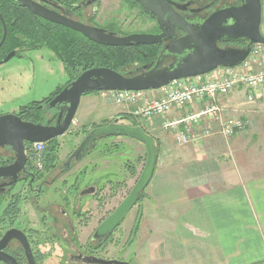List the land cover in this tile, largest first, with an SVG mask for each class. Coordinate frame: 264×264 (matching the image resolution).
I'll list each match as a JSON object with an SVG mask.
<instances>
[{"label": "crops", "instance_id": "0c3cea01", "mask_svg": "<svg viewBox=\"0 0 264 264\" xmlns=\"http://www.w3.org/2000/svg\"><path fill=\"white\" fill-rule=\"evenodd\" d=\"M96 95L80 100L75 119L83 129L119 114ZM244 95L239 88L219 99L224 118L247 123L229 140L212 125L210 136L179 147L172 133L154 130L158 158L138 208L144 229L134 264H264V114L249 108L264 109V95L251 104ZM183 115L172 110L167 118Z\"/></svg>", "mask_w": 264, "mask_h": 264}, {"label": "flooded vegetation", "instance_id": "af4514ba", "mask_svg": "<svg viewBox=\"0 0 264 264\" xmlns=\"http://www.w3.org/2000/svg\"><path fill=\"white\" fill-rule=\"evenodd\" d=\"M8 1L14 5H18L22 9H26L16 0ZM31 1L62 19L79 25L93 27L114 36L124 37L134 34L159 35L164 30L167 35L172 34L174 39H181L186 34L179 28H175L171 32V21L181 20L191 23L196 27L217 11L241 5V0ZM140 1L143 4H150L156 7L159 13L165 12L162 30L157 22V17L146 10ZM261 2L263 24L264 1L261 0ZM105 3L111 8L108 12L102 11ZM122 15L131 18V22L128 25L121 19ZM39 19L48 22L42 18ZM3 23L5 25L4 21ZM48 23L65 28L55 23ZM5 28L6 37L0 46V52H7L3 60L11 52H16L15 56H20V53L23 51L37 50L21 45L16 46L12 41L8 42L6 25ZM14 40L17 44L24 42V39L19 36H14ZM168 44H170V41L163 42L162 45L135 46L140 51L144 47L159 48V51L157 52L155 61L148 59V52H138L142 54V58L132 65V72L144 67L148 69L153 67L159 54ZM246 45L247 41L240 39L220 43L218 46L220 48H243ZM174 61V57H163L160 61V67L169 66ZM17 112L12 114L17 116ZM42 117H44V123L49 122L50 125H53L57 112L55 110L48 111L44 108L40 120ZM120 122L119 120L118 123L121 124ZM105 139H111V141L107 143L102 142L103 145H117L116 140H112L116 138ZM97 141L91 145L90 152L88 151L90 154L97 147ZM93 145L94 148L92 149ZM103 145L101 152H103ZM26 149L30 151L28 145H26ZM74 150L67 155L64 161H57L52 165L47 164L42 155L41 166H37L32 159V153L28 156L25 150L27 158L25 165L14 167L16 158L11 148L0 147V169H12L0 178V264H115L114 262L134 264L133 257L132 262H128L121 259L117 251L114 256L107 257V253L110 252L109 248L112 247L115 251L119 244V240L114 237L118 233L119 226L107 237H95L101 223L115 209L108 216L100 219L94 228L90 229L93 222L92 216L94 215V210L104 207L105 195L102 193L105 192L106 186L110 185L109 188L113 189L114 185L109 184V182H113L108 181V179L105 180L104 184H101L96 179H93L90 183L87 182L86 172L83 168L76 167L84 161L88 152L80 161L72 162L70 166L66 165L67 159ZM92 189L94 191H91ZM85 197H88L90 202L85 203L84 208H81L82 200ZM135 230H137V227ZM135 232L131 230L129 233L130 238L132 237V233L134 235ZM6 236H8V239L3 241Z\"/></svg>", "mask_w": 264, "mask_h": 264}, {"label": "water", "instance_id": "95a60500", "mask_svg": "<svg viewBox=\"0 0 264 264\" xmlns=\"http://www.w3.org/2000/svg\"><path fill=\"white\" fill-rule=\"evenodd\" d=\"M23 8L33 15L48 22L61 25L81 34L88 41L104 47H132L162 45L170 41L159 54L153 67L138 69L123 75L109 68L93 67L82 72L74 81L68 83L46 105V110H55L57 117L53 125L44 123V117L39 123L22 121L13 114L0 116V147H9L15 154V166H24L26 163V145L34 143H48L64 136L70 129L75 118L80 100L84 95L108 91H157L176 80L191 79L209 74L219 68H235L242 64L250 55L255 45L264 46L262 26L261 0H241L240 6H234L213 13L196 26L191 23L177 20L171 21L170 31L175 28L182 30L186 36L174 39L167 35L162 27L164 13H159L156 7L140 3L157 17L162 30L159 35L134 34L124 37L114 36L102 30L76 24L62 19L54 13L44 9L31 0H16ZM3 24V37L0 46L6 37V28ZM244 39L247 45L243 48H220V43H227ZM11 52L3 63L15 56ZM175 58L174 63L160 67L163 57ZM114 119L109 125L90 131L81 141L74 152L67 159L66 165L78 162L89 151L91 145L105 138H129L141 143L145 148L146 160L143 171L134 187L118 207L99 226L95 237H107L116 229L137 205L144 190L149 185L157 163L158 152L154 139L145 133L141 127H134L118 123ZM12 169H0V178ZM91 191H94L92 189ZM93 193V192H92ZM8 236L4 238L6 241ZM115 264H129L114 262Z\"/></svg>", "mask_w": 264, "mask_h": 264}, {"label": "rangeland", "instance_id": "374dc122", "mask_svg": "<svg viewBox=\"0 0 264 264\" xmlns=\"http://www.w3.org/2000/svg\"><path fill=\"white\" fill-rule=\"evenodd\" d=\"M110 10L111 8L105 3L102 11L108 12ZM121 19L126 25L131 22V18L125 17L124 15H122ZM261 32L264 36V22L261 27ZM255 49H257L261 56H264L263 45L257 46ZM261 62V68L263 69L264 61L262 60ZM257 69H260V66ZM132 71L133 67L131 66L127 67L123 72L128 74ZM68 80L69 75L65 71L64 66L55 54L47 48L21 52L20 56H15L8 62L0 65V116L15 113L22 107L50 97L57 89L66 86ZM96 96L106 110L111 109L117 113L119 112L118 116H132L140 124V127L152 136L156 134L154 132L155 129H158L159 132L171 133L163 130L162 118L144 121L133 115L134 108L132 106L108 104L102 99L99 93ZM256 107L258 106L251 105L249 108H255V112L264 114V109H261L262 107H259L260 109H256ZM225 118L232 117L226 116ZM234 118L241 119L240 117ZM120 123L131 126L128 121H121ZM89 129L90 126L86 129L80 127L74 118L69 131L64 136L57 138V143L59 144V161L66 159L67 155L81 143L84 138V132ZM172 135L174 134L172 133ZM112 140H116L117 147H105V151H109V153L104 155V152H101L102 142L107 143L111 139L97 141L98 145L93 152L87 155L84 161L76 167L83 168L86 172L87 180L96 179L101 184H104L105 180L108 179V181L113 182V185L115 183L120 184L118 189L115 186H113V189L109 188L110 185L106 186L105 192L102 193L105 195H103L105 200L104 207L94 210V215L92 216L93 222L91 223L92 226L90 229L94 228L100 219L108 216L126 198L143 171L146 160L145 148L141 143L123 137ZM142 200L144 201V199ZM143 201L141 203L139 202L119 225L118 233L114 236L119 240V244L115 251L112 247L109 248L110 252L107 253V257L114 256L117 251L121 259L132 262L135 245L142 239L141 232L144 229L142 209L140 213L138 212V206L140 204H142L143 208ZM88 202H90L88 197L83 198L81 208H84L85 203ZM136 227L137 230H135ZM131 230L136 232L134 235L132 233V237L130 238L129 233Z\"/></svg>", "mask_w": 264, "mask_h": 264}, {"label": "built area", "instance_id": "2783aa9c", "mask_svg": "<svg viewBox=\"0 0 264 264\" xmlns=\"http://www.w3.org/2000/svg\"><path fill=\"white\" fill-rule=\"evenodd\" d=\"M252 47L248 58L235 68H219L209 74L191 79L176 80L160 90L159 97H151L148 92L108 91L99 92L102 99L113 105H127L134 108L133 115L144 121L162 118V128L175 136L179 147L193 144L211 135L212 125L218 127L219 135L231 139L247 123L238 118H224L220 98L227 97L236 89L244 91L246 103L261 99L264 89V67L261 61L264 56ZM261 59V60H260ZM260 66V69L257 67ZM195 103L203 104L202 108L193 110ZM184 112L180 119H164L170 112ZM206 124L199 134V128ZM32 159L37 166L42 164L45 143L28 144Z\"/></svg>", "mask_w": 264, "mask_h": 264}, {"label": "trees", "instance_id": "16d2710c", "mask_svg": "<svg viewBox=\"0 0 264 264\" xmlns=\"http://www.w3.org/2000/svg\"><path fill=\"white\" fill-rule=\"evenodd\" d=\"M0 15L2 16L8 30V42L12 41L16 46L21 45L31 49L47 48L55 54L69 75V80L66 85L74 81L82 72L93 67L109 68L126 75L123 71L127 67L132 66L138 59L142 58V54L138 52H148V59L155 61L157 52L159 51V48L144 47L140 51L139 48L135 46L104 47L94 44L71 30L52 25L36 18L26 9H22L8 0H0ZM2 32V23L0 21V40ZM14 36L21 37L24 39V42L18 44L15 43ZM6 53L7 52H0V64ZM63 88L64 86L57 89V91L50 97L40 102L31 103L26 107L20 108L17 112V117L25 122L38 123L46 105ZM116 119H119L120 121H128L131 126L140 127V124L132 116H117ZM112 121H105L102 124L90 127L88 131L84 132V136L93 129L109 125ZM145 133L154 139L158 152V141L147 131H145ZM94 145L92 146V149L94 148ZM103 146V152L105 151V147H117L114 145ZM89 152L86 156L90 154ZM104 153H109V151H105ZM43 158L49 165L59 161V144L57 143V139L45 144ZM109 184L112 183L109 182ZM114 186L118 189L120 184H114ZM142 199H144V192L140 197V203L143 201Z\"/></svg>", "mask_w": 264, "mask_h": 264}]
</instances>
